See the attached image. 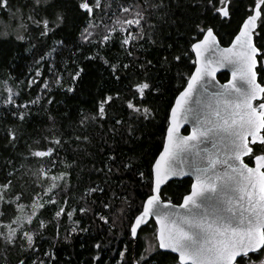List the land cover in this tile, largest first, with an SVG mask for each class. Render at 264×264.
Masks as SVG:
<instances>
[{
	"label": "trees",
	"instance_id": "1",
	"mask_svg": "<svg viewBox=\"0 0 264 264\" xmlns=\"http://www.w3.org/2000/svg\"><path fill=\"white\" fill-rule=\"evenodd\" d=\"M80 2L66 0L67 17L63 25L54 28L47 37L39 34L43 30L42 25L38 30L31 23L26 32L18 34L25 35L27 38L24 40H17L14 33L0 36V82H6L14 101L10 105L3 103L9 93L4 91L5 84L0 83V185L12 181L11 190L4 192L0 189V195L5 200H14L10 209L7 205H0V208L9 213L4 217L5 224L13 218L17 223L23 221L20 235L33 232L36 247L35 252L27 250L22 256L20 246L21 243L26 246V241L17 240L15 246H8L7 249L0 241V264H17L20 258L26 259L27 264H32L33 260H48L51 264H132L144 253L142 234L155 228L150 220L139 229L135 239L129 231L130 220L140 211L145 197L151 192V165L163 144L169 108L193 69L191 44L195 40L192 38L194 34L188 30L191 23L188 16L195 8L194 0H172L171 11L175 15H169L167 20L155 17L150 20L149 23L155 26L151 30V41L145 40L142 46L130 49L131 57L121 47L123 33H109L114 39L106 42V47L96 43L103 39L105 30L88 24L89 15L76 9ZM101 2L111 7L104 23L112 25L117 17L121 20L131 18L117 11V6L132 3L133 0ZM255 2L235 0L230 21L216 23V35L221 44L230 42ZM12 3L19 7L16 0ZM261 14L264 15V12ZM98 16H104V13L99 12ZM0 17L9 21V12L0 10ZM48 18L55 23L54 17ZM86 27L93 33L92 43L81 40V33ZM129 27L135 32L134 26ZM144 31H149L147 25ZM256 35L262 39L257 41L255 36L254 42L264 43V25L261 23ZM57 40L62 44L56 45ZM45 52L49 55L44 56ZM176 56H180L178 62L173 59ZM125 64L130 66L125 69ZM257 70L262 82L264 68L259 66ZM77 71L80 75L72 81L70 77ZM57 76L62 77V82L56 81ZM146 76V82L157 91L145 90L143 103L140 104V94L132 88V84ZM217 77L224 81L227 74L222 72ZM29 79L33 84H28ZM69 87L73 89L71 92L67 91ZM117 92L120 99L108 106L107 119L97 120L94 124H80L82 117L96 113L99 102L105 96H115ZM134 92L135 103L141 108L147 105L152 109L148 119L143 113L130 116L126 105L122 104V101L132 100ZM18 105L24 107L19 108ZM121 119L124 123L117 125L115 121ZM8 129L15 130V139L9 140ZM78 135L89 136L91 142L77 143L75 139H69ZM54 136L63 137L67 142L56 147L50 143ZM48 147H56L51 159L29 154L30 151ZM109 156H114L115 161H109ZM53 160L56 163H52ZM121 164H129L130 167L123 168ZM41 169L45 171L44 176L38 178L32 175ZM61 173L67 175L52 180V177H60ZM140 173H143V178ZM53 183L57 184L55 189H52ZM189 187V178L171 180L163 185L160 196L178 203ZM90 188H103L104 192L87 191ZM44 189L51 191L45 192ZM112 193L121 200L116 201L111 211L102 209V202L113 203L110 199ZM125 195L126 207L130 206L131 211L120 217L117 209ZM53 200L54 203H48ZM17 203L21 206L19 209ZM61 206L65 212L55 217ZM81 207L94 211L85 215L80 212ZM69 211L72 212L71 219L67 215ZM97 212L110 217L109 222L100 221L95 215ZM28 216H32L31 223L26 219ZM41 222H44L43 228ZM9 227L15 225L9 224ZM0 230L7 231L4 228ZM122 251L124 256H121ZM44 252L50 255L45 257ZM151 255L149 264H175V255L157 247Z\"/></svg>",
	"mask_w": 264,
	"mask_h": 264
},
{
	"label": "snow or ice",
	"instance_id": "2",
	"mask_svg": "<svg viewBox=\"0 0 264 264\" xmlns=\"http://www.w3.org/2000/svg\"><path fill=\"white\" fill-rule=\"evenodd\" d=\"M16 3L19 7H16L12 0H0V10L9 12L10 20L16 22L15 31L17 32H26L28 24L31 23L37 26L38 30L42 25L43 30L39 34L47 37L54 28L62 26L67 17L66 0H16ZM194 4L195 8L188 16L191 21L188 30L194 34L192 38L195 42L191 44V48L198 57L197 67L188 78L183 91L176 96V102L171 108L164 151L152 165V194L143 201L139 214L130 220L129 231L135 236L141 222L149 216H155L158 225L155 239L158 241V247L171 249L173 253H176L175 264H234V261L247 259L249 249L264 251L262 247L264 246V171L260 170L264 168V86L257 83V74L253 70L259 58L264 57V43L253 42V36H256L257 41L262 39L253 29L256 28L257 17H260V23L264 25V15L261 14L264 12V6H262V0H256V8L260 11L252 9L253 14L248 15L240 25V31L232 41L233 46L239 45L238 49L232 46L220 49L215 44L216 23L223 24L226 20L230 21L235 10V0H194ZM171 5L172 0H159V2L133 0L132 3H123V6H117V11L131 18L121 20L117 17L112 25L104 23L111 7L107 3L102 5L101 0H94V3L92 0H81L76 5V9L89 15L90 26L104 28L103 39L96 41L97 44L106 47V42L114 39L109 33L116 32L117 35L123 33L121 47L125 49V54L131 57L130 49L137 45L142 46L145 40L151 41V30L155 26L149 23L150 20L154 17L167 20L169 15H175L171 11ZM99 12H103L104 16H98ZM50 16L54 17L55 23L53 19L48 18ZM145 25L149 29L147 33L144 31ZM129 26H134L135 32ZM4 35H8V32L0 31V36ZM92 35L93 33L86 27L81 33V40L92 43ZM26 38L22 34L16 36L17 40ZM55 44L60 45L62 41L57 40ZM205 53L207 55L201 65L199 57ZM47 55L49 52L44 53V56ZM173 59L178 62L180 56ZM104 62L108 63L107 60ZM213 63H218L221 67L226 63L232 64L233 76L243 83L234 84L233 80H229L227 84L219 85L218 90L209 92L208 88L204 87L205 81L202 77L213 76L215 72V69L211 67ZM148 64L150 65L151 62L149 61ZM129 66L123 65L125 69ZM113 68L117 66L113 65ZM79 75L80 72L77 71L71 75L70 79L75 81ZM147 79V76L143 80L138 78L139 82L132 84V88L140 94V104L143 103L145 90L157 91L146 82ZM56 81L62 82V77L57 76ZM0 83L5 84L4 91L9 93L8 99H4L3 103L10 105L14 102L11 90L7 89L6 82ZM28 84H33V81L29 79ZM194 88L196 92L193 99ZM72 90L71 87L67 88L69 92ZM136 92L133 93L132 100L122 101V104L126 105L130 116L143 113L144 118L148 119L152 109L147 105L141 108L140 104L135 103ZM47 99L52 98L47 97ZM116 99H120L119 92L115 96H105L99 102L96 113L82 117L80 124H94L97 120L107 119L108 106ZM256 99L261 102L253 103ZM36 102L39 101H30V103ZM189 102L191 107L185 108V104ZM18 107L23 108L24 105H18ZM180 108L184 109L181 114L191 117L194 122L192 132L186 136L179 135V125L173 122V117ZM15 115L14 111L13 116ZM20 118L23 119V114ZM115 123L122 125L124 121L116 120ZM129 128L131 129V126ZM6 134L9 140L16 138V132L13 129H8ZM249 137H251V146ZM69 139H75L77 143L91 142V138L87 135H78ZM205 141L210 143V147H201ZM66 142L63 137L55 136L50 141L56 147ZM56 147L30 151L29 154L51 159ZM257 149L260 154H256ZM244 156L254 158L258 162L257 167L250 168L242 159ZM108 160L114 162L115 158L109 156ZM162 160H164L163 166H161ZM52 163L56 161L53 160ZM185 165L191 169L195 179L191 184V190L183 196V203L176 206L171 205L170 201H161L160 185L170 178L183 175ZM120 167L129 168L130 165L121 164ZM111 171L112 169L109 168V172ZM32 175L39 178L45 175V171L41 169L39 172H33ZM66 175L67 173H61L60 177H52V180L62 179ZM139 175L143 178V173ZM11 183L12 181H9L0 185V189L4 192L10 191ZM56 187L57 184L53 183L52 189ZM44 191L49 192L51 189H44ZM87 191L93 193L100 191L103 194L104 189L90 188ZM110 199L113 203L102 202V209L111 211L121 197L112 193ZM13 202L14 200H5L4 196L0 195V205H7L10 209ZM54 202L53 200L48 203ZM126 205L127 196L125 195L120 208L117 209L118 216L123 217L131 211L130 206L126 207ZM20 207L17 203V208ZM177 207L184 211H177ZM79 210L85 215L89 211H94L88 207H81ZM63 212L65 208L61 206L55 213V217H60ZM8 214L0 208V228L7 229L6 232L0 230V241L3 242L5 249L8 246H15L17 240H22L26 241V246L24 243L20 246L22 256L27 250L35 252L34 233L27 231L21 236L19 230L23 227V221L17 223L16 218H13L5 224L4 217ZM67 215L70 219L72 218V212H67ZM95 215L103 223L109 222L110 217L100 215L98 212ZM26 219L31 223L32 216ZM9 224H14L15 227H9ZM41 227H44V222H41ZM154 252V246L148 244L139 260H134L132 264H149L152 259L151 254ZM49 255L48 252L43 253L45 257ZM124 255L125 252L122 251L121 256ZM17 264H27V260L20 258ZM32 264H51V261L33 260ZM259 264H264V259H261Z\"/></svg>",
	"mask_w": 264,
	"mask_h": 264
},
{
	"label": "water",
	"instance_id": "3",
	"mask_svg": "<svg viewBox=\"0 0 264 264\" xmlns=\"http://www.w3.org/2000/svg\"><path fill=\"white\" fill-rule=\"evenodd\" d=\"M262 2H263V0H262ZM254 8L256 9V11H260L259 8H256V2H255V4L253 5L252 9H254ZM252 9H251V11H250V13H249L248 15L253 14V13H252ZM248 15H247V16H248ZM247 16H246V17H247ZM246 17H245V18H246ZM245 18H244V19H245ZM244 19L242 20V22L240 23V25L243 24ZM258 20H259V17H257V23H258ZM240 25H239V27H238L236 33L233 35V37L231 38V40H230V42H229L228 44H226V45L221 44V43L219 42V40H218L217 35H216V41H215V44L218 45V47H219L220 49L228 48V47H230V46H232L234 49H238L239 45L237 44V45L233 46V45H232V41H233V39L236 37L237 33L240 31ZM256 26H257V25H256ZM254 30H255V29H253V31H254ZM201 38H202V37H201ZM194 42H195V41H194ZM194 42H193V43H194ZM253 42H254V36H253ZM254 43H255V42H254ZM191 51H192V54H193L194 65H193V69H192L191 73L189 74L188 78L191 76L192 72L196 70V67H197V63H196V62H197V59H198L196 52L193 51L192 48H191ZM206 55H207V54L205 53L204 55H201V56L199 57V60H200V62H201V65H203V63H204V61H205V56H206ZM257 64H258V62H257ZM257 64H256V66H257ZM256 66H255L254 69H253L255 72H256ZM211 67L215 69V72L213 73V76H212V77H202V80L205 81V83H204V87H207L209 92H212V91H216V90H218V86H219V85L227 84V82H228L229 80H233L234 84H242V83H243L242 81L238 80L236 77L233 76V68H234V66H233L232 64H227V63H226L223 67H221L218 63H213V64L211 65ZM222 72H225V73L227 74V78H226L224 81H220V80L218 79V77H217L218 74H220V73H222ZM256 74H257V72H256ZM188 78L186 79V82H185L184 86H186ZM257 83H260V82L258 81V79H257ZM209 85H212L213 87H210ZM261 85H262V84H261ZM184 86H183V87L181 88V90L178 91V93L175 95V97H174V99H173V102H172V104H171V106H170V108H169V111H168V118H167V126H166V129H165V134H164L163 144H162V147H161L160 151L157 153L156 157L154 158V160H153V162H152V165L155 163V161H156L157 157H159L160 153H161L162 151H164V141H165V137L168 136V131H167V129H168V124H169V115H171V108L173 107V105H174L175 102H176V96L179 95V92L183 91ZM262 86H263V85H262ZM201 91H202V90H201ZM195 92H196V89L194 88V89H193V99L195 98ZM258 102H261V101H259V99H256V100L253 101V103H258ZM184 107H185V108L191 107V102L185 104ZM183 110H184V109H182V108L178 109V113L173 117V122H174V123H178V125H179V135L186 136V135H188L190 132H192L194 122H193V120L191 119V117H185V116H183V115L181 114V113L183 112ZM181 121H182V122H181ZM184 129H187L186 132H183ZM248 139H249V143L251 144V137H249ZM257 142H259V139H257ZM201 147H202V148H208V147H210V143H209L208 141H205V142L201 145ZM244 157H245V156H244ZM244 157H242V159H243ZM253 160H254V159H253ZM254 163H255V165H254L253 167H250V168H254V169H255V168L257 167V163H258V162L254 160ZM163 164H164V160H162V162H161V166H163ZM152 165H151V171H152ZM260 170L263 171L262 168H261ZM183 173H184L183 175H178V176L175 177V178H170L169 180L165 181V183L168 182V181H171V180H175V179L189 178V179H190V187H189V190H188V191H190V190H191V184H192L193 180L195 179V177L192 175V173H191V169H190L187 165H185V167L183 168ZM165 183H164V184H165ZM164 184H161V185H160V190L162 189V187H163ZM151 188H152V179H151ZM186 193H187V192H186ZM186 193H185V194H186ZM151 194H152V193L150 192L148 195H151ZM185 194H184V195H185ZM148 195L145 197L144 200L147 199ZM184 195H183V196H184ZM183 196L181 197V200H180L178 203H174V202H172V201H170V200L162 199V198H161V201H165V200H167V201H170L171 205L179 206L180 204L183 203ZM142 206H143V203H142ZM142 206H141L140 211L142 210ZM176 210H177V211H180V212H183V211H184V209H180V208H178V207H177ZM138 214H139V212H138L136 215H138ZM136 215H135V216H136ZM135 216H134V217H135ZM133 219H134V218H133ZM150 220H152V221L154 222V225H155V233H156V229H157V227H158V225H157V223H156V218H155V216H149L147 219L143 220V221L141 222V224L138 226L136 235H135V236L131 235V237H132L133 239H135L136 236H137V234H138L139 229L142 228L143 226H145ZM130 227H131V226H130ZM155 233H154V234H155ZM156 242H157V248H158L160 251L168 252V253H171V254H173V255H175V256L177 255L176 253H173V252L171 251V249H160V248L158 247V241H156ZM251 251H255V250H253V249H249V252H251Z\"/></svg>",
	"mask_w": 264,
	"mask_h": 264
},
{
	"label": "flooded vegetation",
	"instance_id": "4",
	"mask_svg": "<svg viewBox=\"0 0 264 264\" xmlns=\"http://www.w3.org/2000/svg\"><path fill=\"white\" fill-rule=\"evenodd\" d=\"M263 2H264V0H263ZM263 2H262V4H263ZM259 23H260V17H259L257 26H256V28L254 30L255 33L257 31ZM259 63H262V64H259ZM259 66L264 68V59H262L261 57L259 58L258 64L256 66V72H257L258 81H259V71L257 69H259ZM260 83L264 86V78L262 79V82H260ZM257 143H259V142H257ZM250 146H251V144H250ZM256 154H260L259 149L256 150ZM253 159L254 158H250L249 156H245L243 158L244 162L247 163L249 167H253L255 165ZM262 170L264 171V168H262ZM262 247H264V246H262ZM261 259H264V251L255 250V251L249 252L247 259H242V260H240L238 262L234 261V264H259Z\"/></svg>",
	"mask_w": 264,
	"mask_h": 264
},
{
	"label": "rangeland",
	"instance_id": "5",
	"mask_svg": "<svg viewBox=\"0 0 264 264\" xmlns=\"http://www.w3.org/2000/svg\"><path fill=\"white\" fill-rule=\"evenodd\" d=\"M0 26L2 28V31H6L8 33H14L16 35L19 34V32L15 31L16 29V22L9 19V21H5L0 17ZM155 228L153 231L145 232L142 234V237L145 242V248L148 244H151L154 246V248L157 247V242L155 239ZM145 252V249H144Z\"/></svg>",
	"mask_w": 264,
	"mask_h": 264
}]
</instances>
